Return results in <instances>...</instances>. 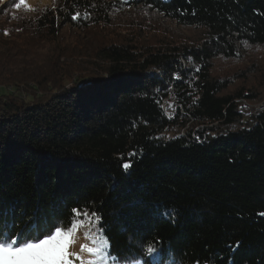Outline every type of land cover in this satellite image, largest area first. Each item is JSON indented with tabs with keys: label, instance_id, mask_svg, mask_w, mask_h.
<instances>
[{
	"label": "trees",
	"instance_id": "16d2710c",
	"mask_svg": "<svg viewBox=\"0 0 264 264\" xmlns=\"http://www.w3.org/2000/svg\"><path fill=\"white\" fill-rule=\"evenodd\" d=\"M130 8L208 36L189 47L105 42L101 27ZM23 11L0 20V230L87 206L113 254L134 258L146 240L162 264H264V105L245 111L257 94L228 93L230 79L212 75L216 56L264 46V0ZM99 35L85 48L82 36Z\"/></svg>",
	"mask_w": 264,
	"mask_h": 264
},
{
	"label": "rangeland",
	"instance_id": "374dc122",
	"mask_svg": "<svg viewBox=\"0 0 264 264\" xmlns=\"http://www.w3.org/2000/svg\"><path fill=\"white\" fill-rule=\"evenodd\" d=\"M10 0H0V20L3 18H13L15 15H25L24 7L6 8V2ZM19 2V0H16ZM56 1V0H55ZM30 8L40 9L53 5V0H25ZM110 25L105 23L102 26L108 40L105 42H132L137 43V47L151 45L154 47L168 48L169 46H197L207 38V32L199 27H184L174 21L165 18L147 8H130L123 11L113 12L109 20ZM70 38V37H69ZM99 36H82V43L85 48L97 45L100 42ZM72 43L71 40H69ZM237 55L226 57L218 55L212 60V75L216 78H228L231 81L226 92L235 93L243 89L244 91H254L257 97L254 100H241L245 111L259 109L264 105V46L248 45L241 43L237 50ZM101 228L100 222L97 226ZM85 229H80L77 243L73 251L79 252L80 246L89 243L84 238ZM87 259L88 255L83 253Z\"/></svg>",
	"mask_w": 264,
	"mask_h": 264
},
{
	"label": "snow or ice",
	"instance_id": "6c2138e0",
	"mask_svg": "<svg viewBox=\"0 0 264 264\" xmlns=\"http://www.w3.org/2000/svg\"><path fill=\"white\" fill-rule=\"evenodd\" d=\"M13 3L17 9L35 11L25 0L18 3L13 0ZM78 16L79 13L73 19ZM123 167L127 169L130 165L125 163ZM71 213L66 220L33 221L25 223L19 231L6 227L0 230V264H162L161 250L146 240L141 242L134 258L113 254L105 230L97 229L101 218L95 210L89 212L87 206L73 207ZM161 214L166 219L174 216L171 209ZM80 229H85L83 235L89 243L81 245L76 252L73 248ZM83 253L88 255L87 259Z\"/></svg>",
	"mask_w": 264,
	"mask_h": 264
}]
</instances>
